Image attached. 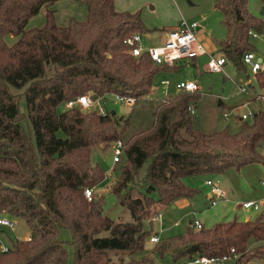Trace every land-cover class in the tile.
<instances>
[{
  "label": "trees",
  "instance_id": "obj_1",
  "mask_svg": "<svg viewBox=\"0 0 264 264\" xmlns=\"http://www.w3.org/2000/svg\"><path fill=\"white\" fill-rule=\"evenodd\" d=\"M57 1L0 0V214L23 220L29 230L28 239L5 238L9 246L0 251V264H157L151 256L127 259L151 236V224L142 228L145 214L195 195L198 190L182 182L185 176L264 162L258 151L264 143V111L240 120L234 133H205L192 128L187 111L199 92L176 91L159 102L148 128L123 139L128 119L119 124L111 112L65 107V102L107 94L135 101L152 91L156 73L178 64H154L146 51L131 56L123 41L150 33L139 12H116L113 0H82L84 19L69 18L65 27H57L49 9ZM213 7L224 28L217 51L243 68L241 55L254 50L247 33L261 34L264 21L248 13L247 0H214ZM41 8L43 26L25 30ZM7 35L15 42L7 45ZM254 82L264 86V71L254 75ZM21 97L24 112L18 106ZM117 139L122 153L112 166L118 174L110 192L128 210L131 219L125 222L104 214L102 197L93 190L90 200L83 195L84 188L104 178L90 161L91 149ZM60 228L70 232L69 241L58 238ZM251 240L257 245L249 248ZM230 248L235 257L227 264L264 256V220L232 219L199 229L188 225L181 234L157 237L148 250L176 262L194 255L220 257Z\"/></svg>",
  "mask_w": 264,
  "mask_h": 264
},
{
  "label": "rangeland",
  "instance_id": "obj_2",
  "mask_svg": "<svg viewBox=\"0 0 264 264\" xmlns=\"http://www.w3.org/2000/svg\"><path fill=\"white\" fill-rule=\"evenodd\" d=\"M214 0H151V4L145 8L149 15V29L152 34L150 38L144 37L141 41L143 47L159 45L163 42L164 34L159 31L170 32L166 28L168 23H176L183 20L185 22H193L197 25L196 35L199 41L205 45L212 53V56L221 55L216 48V42H219L224 37V28L220 21V14L213 7ZM264 3L261 0H247V11L253 17L264 21V15L260 16L261 8ZM54 16V23L57 27H65L69 18H74L81 21L85 17V10L82 0H59L50 8ZM44 9L41 8L36 15L30 18L24 29L40 28L44 24ZM140 18L141 14L139 13ZM144 17V16H143ZM145 19V18H144ZM178 23V22H177ZM159 29V30H158ZM16 38L7 35L3 41L10 45L15 42ZM255 54L262 58L261 66L264 69V30L260 37L250 39ZM204 46V47H205ZM207 57L200 55L190 59H184L177 62L176 69L171 71H161L155 74L152 80V91L145 97L136 99L132 105H127L115 100L114 95L107 94L103 98H99L93 105L88 108H83L84 111L93 107L101 106L105 111L111 112L118 119L119 124L122 120L128 119L127 127L123 131L122 138L126 139L131 134L142 131L151 125L152 112L157 107L163 98L173 95L176 91L173 86L180 81H193L198 88V98L192 103L194 113L191 114V126L202 132L209 133L227 129L230 133H234L238 129L240 115L247 114V119L251 118L253 112L260 108V104L256 99L252 98V94L259 91L254 82V76L247 73L244 68L236 69L229 60H226L221 71L205 70ZM161 80L168 82V87L164 88L159 84ZM240 86L245 87V92L239 90ZM220 101L218 105L217 102ZM20 112L25 111L24 98L21 97L18 102ZM64 108V106H61ZM60 109V107H59ZM223 114H228L226 118ZM26 127V123L23 124ZM58 136H63L60 131H57ZM261 156L264 158V143L258 149ZM90 161L92 164H98L103 171V180L92 187L93 195L97 194L102 197V210L114 222L130 221L128 210L120 205L116 197L110 192V186L115 180L118 171L113 169L112 153L110 145L102 148V145L95 146L90 151ZM145 166V165H144ZM143 166V167H144ZM142 167V168H143ZM143 169H140V173ZM209 178L214 184L219 186L226 194V205L224 217H217L220 211V202L215 205H210L206 199L207 186L204 180ZM182 182L197 189V193L190 198L171 205L167 214L168 221H176V224L163 233L159 237L168 235H177L183 233L186 226L197 218L203 222L204 227H209L214 222H225L228 220H245L254 219L260 216L264 220V162H251L239 168H228L223 173H214L208 175H191L185 176ZM141 190V189H140ZM155 196L154 192L150 193ZM256 200L258 202L257 209H243L238 206V203ZM230 206H233L230 209ZM208 207V208H207ZM216 211L215 214H213ZM152 212H147L142 221L143 230H149L151 224V232H156L158 229L157 222H152L149 217ZM220 214V213H219ZM216 217V221H212ZM13 227L11 229L3 228L4 238L10 239L26 237L29 233L23 220L12 218ZM107 235V232H102L100 236ZM2 237V234L0 235ZM0 238L5 245L9 246V242ZM58 238L61 241L70 240V232L66 228L58 230ZM147 240L142 251L135 252L129 258H141L143 256H151L157 264H180L184 259L173 262L168 256L160 258L156 254H150V246ZM254 244L249 241V248ZM68 250V261H71V248L66 246ZM112 255V254H111ZM211 264H227L224 261H217ZM245 264H264V256L250 257Z\"/></svg>",
  "mask_w": 264,
  "mask_h": 264
},
{
  "label": "built area",
  "instance_id": "obj_3",
  "mask_svg": "<svg viewBox=\"0 0 264 264\" xmlns=\"http://www.w3.org/2000/svg\"><path fill=\"white\" fill-rule=\"evenodd\" d=\"M197 25L193 22H185L180 20L175 30L167 32L163 42L159 45H152L148 47H143L141 44L144 36L139 34H133L129 38L125 39L123 42L129 47V53L131 56L136 57L141 52L146 51L149 58L154 64L157 65H167L172 66L177 64V62L183 61L184 59H190L205 55L207 61L205 63V70L208 71H221L222 66L225 63L226 59L224 56L219 55L214 58L210 52L206 50L203 44L198 40L196 35ZM249 39H256L260 37V34L254 32L247 33ZM262 58L258 57L254 51H246L240 57V63L242 67L247 71L248 74L254 76L256 73L264 71L261 66ZM164 88L168 87V82L166 80H161L159 82ZM175 91H198L197 86L193 81H180L176 82L173 86ZM259 91L255 94H252V98L260 104V110L264 111V86L258 88ZM239 90L245 92V87L240 86ZM115 100L120 103L132 105L134 99L131 97H123L114 95ZM97 99H91L88 95H78L74 99H70L65 102V107H79V108H88L93 105ZM98 113L103 114L105 110L101 107H93ZM187 111L190 114L194 113V106L192 104L187 106ZM228 114H223V117L226 118ZM247 114H241L239 119H247ZM111 153H112V164L119 160V157L122 153V143L119 139L113 141L110 144ZM204 184L208 188V201L209 204L215 205L217 201L224 198L223 190L214 184L209 178L204 180ZM264 186V184H263ZM92 193V188L86 187L83 189V195L86 200H90ZM240 206L243 209H257L258 202L253 200H247L240 203ZM159 217L158 212L151 214L149 219L151 221ZM0 226L11 229L13 227V220L5 215L0 214ZM190 226L194 229H199L201 227L200 222L197 219L191 221ZM28 239V237L26 238ZM157 241V236L151 235L148 237V242L154 243ZM7 250V245L0 241V251ZM229 253L222 255L220 257H206L200 255H194L191 258L187 259L184 264H209L217 261H228L235 257V253L232 248L229 249Z\"/></svg>",
  "mask_w": 264,
  "mask_h": 264
},
{
  "label": "crops",
  "instance_id": "obj_4",
  "mask_svg": "<svg viewBox=\"0 0 264 264\" xmlns=\"http://www.w3.org/2000/svg\"><path fill=\"white\" fill-rule=\"evenodd\" d=\"M149 4H151V0H113V8H114V10L116 12H127V13L139 12L141 14V21H142L143 25L145 26L146 29H148L150 31L149 35H147L146 38H150L151 34H152L151 30L149 29V25H148L149 15H148V13L145 10V8H147ZM177 22H179V21H177ZM177 22L175 24L173 22L172 23L171 22L168 23V26L166 27V28H168V31L172 30V29H176V27L178 25ZM163 29H164V27H163ZM163 29L161 28L160 30L159 29L158 30L161 31L160 33L164 34L163 38H165V35L167 34V30L163 31ZM205 48H206V50L208 49L206 46H205ZM216 48H217V45H216ZM208 52H210V51H208ZM203 56H205V55H203ZM205 197L208 200V197H209L208 196V188L206 189ZM184 199L185 198L176 199V200H174L172 202V204L175 205V203H178V202H180V201H182ZM225 199H226V194L224 192V198H223V200L221 199L222 201L220 202V211H219L220 214L217 213V215H219L217 217H220V216L224 217L225 216L224 212L228 208V205H226L227 204L226 201H224ZM253 201H256V200H253ZM240 203H238V206H240ZM172 204L167 205V206H161V207L160 206H156L155 207L154 210H156V212L159 213V217L157 219L153 220L152 222H154V221L157 222L158 229H157L156 232H152L151 235H155V236L159 237V234L163 233V231H166L167 229H169L170 227H172V226H174L176 224V221H174V220L172 222H169L167 214H163V212L168 213V209L171 207ZM232 208H233V206H230V209H232ZM162 210H163V212H162ZM215 213H216V211L213 214H215ZM194 219H197V218H194ZM212 219H214L212 221H216L215 220L216 217H213ZM245 219H248V216H246ZM198 221L200 222L201 225H203V222H201L200 220H198ZM190 224H191V222L188 225H190ZM3 228H5V227L0 226V235L2 234V237H0V238H4V233H3V230H2ZM28 235H29V233H28ZM28 235L26 237H23V239H26L28 237ZM168 236H172V235H168ZM15 238H17V237H15ZM17 239H20V238H17ZM2 240L0 239V241H2ZM149 245L150 246H148V247H151L152 243L149 244ZM186 260H187V258H185L183 260V262H181L180 264H184ZM225 262L227 263V261H225ZM209 264H211V263H209Z\"/></svg>",
  "mask_w": 264,
  "mask_h": 264
},
{
  "label": "water",
  "instance_id": "obj_5",
  "mask_svg": "<svg viewBox=\"0 0 264 264\" xmlns=\"http://www.w3.org/2000/svg\"><path fill=\"white\" fill-rule=\"evenodd\" d=\"M259 15L260 16H263L264 15V7L261 8V11H260ZM91 99H94V97H91ZM217 104L219 105L220 104V101H218Z\"/></svg>",
  "mask_w": 264,
  "mask_h": 264
}]
</instances>
